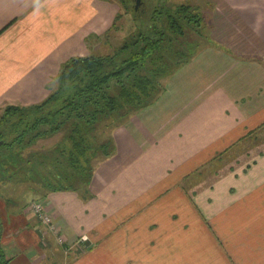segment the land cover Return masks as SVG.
<instances>
[{
	"label": "crops",
	"instance_id": "1",
	"mask_svg": "<svg viewBox=\"0 0 264 264\" xmlns=\"http://www.w3.org/2000/svg\"><path fill=\"white\" fill-rule=\"evenodd\" d=\"M105 10L0 0V107L45 100L61 66L110 27ZM112 138L84 190L0 210L8 264H264V0H215L207 44ZM235 144V164L197 178Z\"/></svg>",
	"mask_w": 264,
	"mask_h": 264
},
{
	"label": "trees",
	"instance_id": "2",
	"mask_svg": "<svg viewBox=\"0 0 264 264\" xmlns=\"http://www.w3.org/2000/svg\"><path fill=\"white\" fill-rule=\"evenodd\" d=\"M119 1L125 7L127 0ZM134 9L135 34L112 53L71 58L41 103L4 108L0 181L32 184L44 195L84 190L98 162L114 152L113 131L156 100L164 91L162 80L196 55L181 41L189 33L200 37V29L208 41L210 19L206 22L197 8L178 4L166 12L156 6ZM55 135L59 137L52 146L33 149L36 141ZM1 237L0 223V264H8Z\"/></svg>",
	"mask_w": 264,
	"mask_h": 264
},
{
	"label": "rangeland",
	"instance_id": "3",
	"mask_svg": "<svg viewBox=\"0 0 264 264\" xmlns=\"http://www.w3.org/2000/svg\"><path fill=\"white\" fill-rule=\"evenodd\" d=\"M100 4L102 3V8L105 7V16L111 18L110 20V27L113 24L116 16L120 15V17L115 22V29L110 30L111 28L108 27L104 29L101 34L95 33L94 35H90L86 38L87 43V50H90V54L93 55H106L112 53L114 49L119 47L121 43L130 35L135 34L136 27L133 24V15L132 11L141 12L143 8L149 10L150 8L157 7V9H162L163 12L166 10L173 9L178 4H186L190 5L192 8H197L199 13H201L206 22H209L211 17L212 9L214 7L215 0H142L137 5V0H127L125 3V7L119 0H98ZM146 2V3H145ZM127 8V9H126ZM165 15H162L164 17ZM200 37L195 35L194 33H189L186 38V41H181L183 45H186V42L189 43L188 46H191L190 52L197 54L201 48H203L207 44L206 40V32L204 29H200ZM133 33V34H132ZM187 46V47H188ZM195 46V47H194ZM185 47V46H183ZM182 47V48H183ZM194 48V49H193ZM77 58V57H73ZM71 59V58H70ZM68 61V60H67ZM62 67V66H61ZM167 81L162 80L165 84ZM4 107H0V115L4 110ZM58 135L52 136L47 139H40L36 141L35 145H33V149H42L52 146L57 140ZM252 142V141H248ZM246 144V143H245ZM252 144V143H251ZM248 147L246 146L245 152L241 151V155L243 153H250L252 154L253 145ZM242 150V147H241ZM237 145H233L230 147V151L226 152L225 155L220 156L216 159L214 163L210 164L208 167L203 169L200 174H196L197 178L201 179H210L214 178L217 175L218 171L222 163L223 166L232 165L236 163L237 156ZM245 156L243 159H246ZM240 159V158H239ZM223 161V162H222ZM216 170L215 172H210ZM195 175V176H196ZM193 176L192 178H195ZM32 184H24L19 181H0V201L4 204L1 205L0 203V210L4 208L6 204L10 208L17 207L20 203L26 202L29 203L30 199H36L42 191H37L35 188L32 189ZM29 188V191H28ZM6 202V203H4ZM1 213V212H0Z\"/></svg>",
	"mask_w": 264,
	"mask_h": 264
},
{
	"label": "built area",
	"instance_id": "4",
	"mask_svg": "<svg viewBox=\"0 0 264 264\" xmlns=\"http://www.w3.org/2000/svg\"><path fill=\"white\" fill-rule=\"evenodd\" d=\"M32 212L36 218V220L42 224L50 233H52L59 244H63V240L61 236L58 234L55 225L52 223L51 218L47 215L43 205L40 202H32L30 204Z\"/></svg>",
	"mask_w": 264,
	"mask_h": 264
},
{
	"label": "water",
	"instance_id": "5",
	"mask_svg": "<svg viewBox=\"0 0 264 264\" xmlns=\"http://www.w3.org/2000/svg\"><path fill=\"white\" fill-rule=\"evenodd\" d=\"M140 1H142V0H137V5H138V3H139Z\"/></svg>",
	"mask_w": 264,
	"mask_h": 264
}]
</instances>
